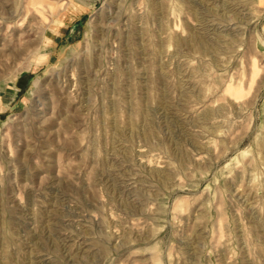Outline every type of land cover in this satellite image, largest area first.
I'll return each instance as SVG.
<instances>
[{
  "label": "rangeland",
  "instance_id": "374dc122",
  "mask_svg": "<svg viewBox=\"0 0 264 264\" xmlns=\"http://www.w3.org/2000/svg\"><path fill=\"white\" fill-rule=\"evenodd\" d=\"M0 264H264V0H0Z\"/></svg>",
  "mask_w": 264,
  "mask_h": 264
},
{
  "label": "bare ground",
  "instance_id": "6f19581e",
  "mask_svg": "<svg viewBox=\"0 0 264 264\" xmlns=\"http://www.w3.org/2000/svg\"><path fill=\"white\" fill-rule=\"evenodd\" d=\"M35 1V0H34Z\"/></svg>",
  "mask_w": 264,
  "mask_h": 264
}]
</instances>
